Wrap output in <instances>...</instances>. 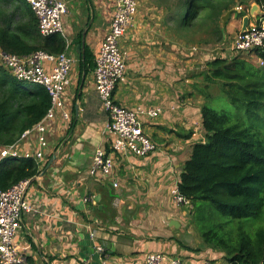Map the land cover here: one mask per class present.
I'll return each instance as SVG.
<instances>
[{
  "label": "crops",
  "instance_id": "1",
  "mask_svg": "<svg viewBox=\"0 0 264 264\" xmlns=\"http://www.w3.org/2000/svg\"><path fill=\"white\" fill-rule=\"evenodd\" d=\"M66 1L64 40L76 60L65 95L70 120L57 116L48 135L49 150L38 164L40 173L28 188L33 210L24 214L18 235L27 264L94 262L83 257L84 235L91 230L107 252L100 264H141L155 252L196 260L214 258L218 252L205 247L197 251L168 235L172 228L192 232L186 221L187 207L176 204L173 191L192 146L205 141L201 107L207 87L201 79L190 77V61L180 56L185 43L166 22L167 11L151 0H139V12L121 39L126 79L115 91L121 106L162 108L157 119L143 122L156 150L144 158L116 156L113 176L102 180L90 176L88 170L97 148L110 151L111 139L105 134L108 114L95 88V68L86 72L82 61L86 48L94 57L99 54L115 1ZM249 7L239 6L235 12L250 15ZM230 18L228 33L236 26L234 16ZM34 146L33 141H23L20 152ZM152 217L160 218L158 226L149 225Z\"/></svg>",
  "mask_w": 264,
  "mask_h": 264
},
{
  "label": "trees",
  "instance_id": "2",
  "mask_svg": "<svg viewBox=\"0 0 264 264\" xmlns=\"http://www.w3.org/2000/svg\"><path fill=\"white\" fill-rule=\"evenodd\" d=\"M151 1L167 11L166 22L179 39L182 31L209 24L221 37V18L239 2ZM246 1L257 4L264 15V0ZM245 15L241 12L240 16ZM58 36L40 33L38 20L25 0H0L4 53L58 55L69 47ZM84 56L82 67L88 72L95 68V57L88 48ZM256 56L264 61V48L257 49ZM201 75L207 87V92L202 91L205 103L201 107L205 141L192 146L177 188L190 201L192 218L198 217L206 247L218 252L214 258L222 257L229 264H264V66L238 54L231 60L217 57L208 61ZM25 83L0 63V149L17 143L51 107L44 87L33 90ZM214 86L220 89L218 95L211 91ZM220 95L230 108L210 106ZM39 173L34 159H4L0 161V191Z\"/></svg>",
  "mask_w": 264,
  "mask_h": 264
},
{
  "label": "built area",
  "instance_id": "3",
  "mask_svg": "<svg viewBox=\"0 0 264 264\" xmlns=\"http://www.w3.org/2000/svg\"><path fill=\"white\" fill-rule=\"evenodd\" d=\"M34 12L40 33L43 36L62 35L66 38L64 17L69 6L66 0H25ZM113 19L102 41L99 54L95 57V88L108 114L105 134L111 139L110 151L103 147L96 149L88 173L99 179L113 176L116 156H135L144 158L156 150L155 143L144 131V120L157 119L162 114L160 107H138L135 109L119 105L115 100L118 85L125 81L127 73L126 54L121 47V39L132 26L139 12V0H114ZM240 9V8H239ZM241 10V9H240ZM251 8L248 9V12ZM250 20L247 29L234 38L231 50L257 60L260 66L264 61L258 59L256 50L264 48V15L259 9ZM69 48V47H68ZM65 52L54 55L36 52L29 56L6 54L0 47V63L18 80L44 87L51 97V107L44 119L32 129L26 131L21 139L0 149V161L4 159H34L37 164L46 157L49 150L48 135L54 129L57 116L70 120L65 105V95L71 84V72L76 62ZM50 64L52 67H48ZM23 141H33L35 146L25 153L20 152ZM32 179L19 182L8 190L0 191V264H27L24 249L18 235L24 214L32 212L27 198ZM118 187V183H113ZM177 205L188 207L190 201L182 196L176 187L173 191ZM95 243V251L103 257L105 250L96 243L97 235L90 232ZM107 254V253H106ZM125 264H140L129 262ZM141 264H229L222 257L196 260L189 257L173 256L162 252L149 254Z\"/></svg>",
  "mask_w": 264,
  "mask_h": 264
},
{
  "label": "rangeland",
  "instance_id": "4",
  "mask_svg": "<svg viewBox=\"0 0 264 264\" xmlns=\"http://www.w3.org/2000/svg\"><path fill=\"white\" fill-rule=\"evenodd\" d=\"M243 1L244 0H239L236 6L230 11L231 12L230 17L234 16V22L236 23V26H233V28L230 29L232 31L231 33L227 32V26L229 24V20L228 23H226L223 27V31L221 32L222 34L221 37L216 36V34L214 33L215 31L214 27L211 24L205 26L193 27L190 30L182 31L181 33L182 37L180 39L182 42L184 41L185 45L181 46L182 49L180 50V52L182 54L180 56L181 58H185L186 62L190 61L191 71L189 75L191 78L201 79V81L204 82V79L201 74L206 69V63L208 61H211L217 57H222V56L224 58H228L229 60H231L232 58H234V56L238 55L231 50V46L234 41V38L241 31L243 18L242 16H240L241 14H238V12L235 11L236 8L239 7V5H241L244 9H247L251 5V2L249 1L247 2L245 0V2L242 3ZM226 14H224L223 17ZM223 17L221 18V23H223ZM57 39L61 40L62 35H59ZM243 56L247 57L245 55ZM250 60L255 64L258 63L257 60H253L251 58ZM25 84L27 87H31V89L33 90H38L42 88L41 86L36 84L35 85L34 84L32 85L30 83H25ZM211 91L214 95L215 94L218 95L220 89L219 87L214 86L212 87ZM210 106L217 110H221L224 108H230V103L220 95V98L210 102ZM189 206L190 208L185 207L186 208L185 210L188 212L187 213L188 220L186 221L189 227L191 228L192 232H190L189 230L186 231V229H182V228H172L171 232L168 233V235L174 237V239L177 240V242L179 243L181 242L186 246H190L196 249L199 247H205V249H209L206 247L203 241L201 228L197 223L198 217L197 215H194V217L192 218L191 215L192 206L191 204ZM158 222L159 223L161 222L159 217L157 218L152 217L149 220V225L153 226L154 224L157 223L158 226Z\"/></svg>",
  "mask_w": 264,
  "mask_h": 264
},
{
  "label": "water",
  "instance_id": "5",
  "mask_svg": "<svg viewBox=\"0 0 264 264\" xmlns=\"http://www.w3.org/2000/svg\"><path fill=\"white\" fill-rule=\"evenodd\" d=\"M260 7L258 5H255L254 8L251 9L250 15H246L243 18V25L241 28V32L245 31L249 25L250 19L256 15L257 12H259ZM231 12H228L224 17H223V22L226 24L227 19L229 18ZM224 24V25H225ZM81 46H78V49L80 50ZM174 223V222H173ZM84 238L86 240V248L84 249V259L85 260H92L96 264H100V255L95 251V245L94 241L91 240V235L90 234H85Z\"/></svg>",
  "mask_w": 264,
  "mask_h": 264
}]
</instances>
